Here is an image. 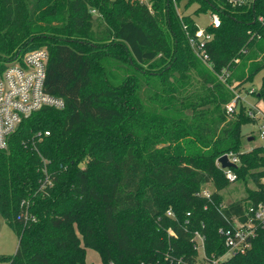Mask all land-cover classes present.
Masks as SVG:
<instances>
[{"label": "trees", "instance_id": "trees-1", "mask_svg": "<svg viewBox=\"0 0 264 264\" xmlns=\"http://www.w3.org/2000/svg\"><path fill=\"white\" fill-rule=\"evenodd\" d=\"M194 1L196 14L210 8L187 7ZM150 2L0 0V57L46 47V89L66 101L23 119L0 149V212L19 237L15 254L0 256L6 264H88L87 248L105 264H198L196 231L220 256L228 218L244 221L249 204L264 202V146L242 149L254 119L244 105L227 113L237 85L219 78L238 70L244 84L264 70V44L258 60L250 50L264 37L255 21L264 0L220 13L211 67L168 0ZM255 96L264 101V74ZM230 151L238 178L256 187L225 204L231 182L217 160ZM220 264H264V227Z\"/></svg>", "mask_w": 264, "mask_h": 264}, {"label": "built area", "instance_id": "built-area-1", "mask_svg": "<svg viewBox=\"0 0 264 264\" xmlns=\"http://www.w3.org/2000/svg\"><path fill=\"white\" fill-rule=\"evenodd\" d=\"M131 1H139L147 3L149 6L151 5L150 0ZM182 1H187L188 3L190 0H168V3L176 9L182 19L183 29L192 50L204 64L211 67L212 63L208 46L214 38V34L209 28L220 26V13L227 5L234 8H249L255 5L257 0H207L210 1V8H208L207 12L209 11L211 14V21L208 26L202 27L190 16L194 21V28L184 21L185 16H189V14L186 13V8H181ZM195 3L199 2L194 1L193 4ZM255 21L264 26V12H259L255 16ZM48 59L49 51L46 47L32 49L24 53L18 52L14 58L0 57V149L8 147L10 136L23 119L45 106L58 109L66 106V101L63 97L54 95L46 89ZM231 76L232 72L227 69H224L219 74L220 80L225 83H228ZM231 86L233 88L236 85L233 84ZM234 92V98L226 105L227 113H236L241 105L246 106L249 116L254 119V122L260 123L259 135L264 139V110L258 104H244L243 95L238 93L236 89H234ZM224 154L228 156L231 162L239 165L240 157L236 152L230 151ZM217 164L223 169L226 178L231 183L239 180L238 173L234 167L223 168L218 160ZM262 181L264 182V177ZM211 193L206 189L200 192L201 195L206 197H210ZM246 209V220L243 221L233 216L228 218L226 227L220 228L219 231L224 236L227 248L226 252L220 256H210L206 253L205 236L196 231L193 239L195 248L199 251L198 264H220L226 258L236 253H245L252 247L253 240L257 236L258 226L264 227V202L256 205L249 204ZM167 213L168 215H173L171 210ZM29 216V213H26V218ZM31 218L34 219V216L31 215Z\"/></svg>", "mask_w": 264, "mask_h": 264}, {"label": "rangeland", "instance_id": "rangeland-1", "mask_svg": "<svg viewBox=\"0 0 264 264\" xmlns=\"http://www.w3.org/2000/svg\"><path fill=\"white\" fill-rule=\"evenodd\" d=\"M187 1H182L181 8H186V13H188L191 17H193L200 26L206 27L211 21V14L208 11H201L197 14L195 13L196 10L200 9L201 4L195 3L191 4L190 7H187ZM97 15V14H95ZM258 41L254 45L253 48H251V52L255 53L256 58H252L254 60H258L262 56V52L259 51V49L264 44V37H257ZM41 48V47H38ZM37 49V48H35ZM264 74V70L261 71L259 74H257L254 77V80L251 82H245L244 84L240 83L239 80V71L235 70L232 73V85H237V92L243 95V98L245 101H243L244 104L250 105L255 104L256 96L255 92L260 89L261 82H262V75ZM254 89V90H252ZM259 126L260 123L258 122H250L245 125H243V133L245 134V139L243 140L242 149L243 150H250L254 147L260 146L264 144V139H262L259 135ZM247 135H254L255 139L252 141L248 140ZM255 188V183L252 179L246 178V179H239L236 182L231 183L227 188L223 189L221 191V194L223 195V201L225 204L231 203L235 201L236 199H241L243 197H246L247 188ZM208 190L210 192H213L214 186L212 184H206L203 186L202 190ZM169 233L171 234L172 231L169 230ZM19 246V237L16 233V231L5 221L4 217L2 216L0 212V256H10L14 255L18 249ZM202 255V254H201ZM86 261L88 264H105L100 252L96 249L87 248L86 250ZM0 264H6V262L0 260Z\"/></svg>", "mask_w": 264, "mask_h": 264}, {"label": "water", "instance_id": "water-1", "mask_svg": "<svg viewBox=\"0 0 264 264\" xmlns=\"http://www.w3.org/2000/svg\"><path fill=\"white\" fill-rule=\"evenodd\" d=\"M254 139H255L254 136L248 137V140L249 141H252ZM218 161L221 163V165H222L223 168H226V167H237V164L231 162L226 154L220 156L218 158Z\"/></svg>", "mask_w": 264, "mask_h": 264}, {"label": "crops", "instance_id": "crops-1", "mask_svg": "<svg viewBox=\"0 0 264 264\" xmlns=\"http://www.w3.org/2000/svg\"><path fill=\"white\" fill-rule=\"evenodd\" d=\"M255 104H258L264 110V101L256 99Z\"/></svg>", "mask_w": 264, "mask_h": 264}]
</instances>
